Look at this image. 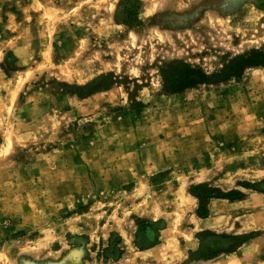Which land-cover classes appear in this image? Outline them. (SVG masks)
Wrapping results in <instances>:
<instances>
[{
  "label": "rangeland",
  "instance_id": "obj_1",
  "mask_svg": "<svg viewBox=\"0 0 264 264\" xmlns=\"http://www.w3.org/2000/svg\"><path fill=\"white\" fill-rule=\"evenodd\" d=\"M0 264H264V0H0Z\"/></svg>",
  "mask_w": 264,
  "mask_h": 264
},
{
  "label": "trees",
  "instance_id": "obj_2",
  "mask_svg": "<svg viewBox=\"0 0 264 264\" xmlns=\"http://www.w3.org/2000/svg\"><path fill=\"white\" fill-rule=\"evenodd\" d=\"M188 85H189V84H180L179 87H178L177 89H180V90H182V89H186V88H188ZM177 91H179V90H177ZM228 199H231V198L228 197Z\"/></svg>",
  "mask_w": 264,
  "mask_h": 264
}]
</instances>
